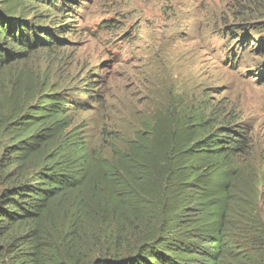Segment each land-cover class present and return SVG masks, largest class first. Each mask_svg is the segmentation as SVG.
<instances>
[{
    "label": "rangeland",
    "instance_id": "374dc122",
    "mask_svg": "<svg viewBox=\"0 0 264 264\" xmlns=\"http://www.w3.org/2000/svg\"><path fill=\"white\" fill-rule=\"evenodd\" d=\"M57 1L23 0L15 10L42 38L52 31V43L33 34L26 55L5 69L18 97L30 104L59 92L93 158L116 160L159 116L173 112L181 122L203 116L214 128H233L230 135L243 141L241 162L263 177L264 218V0L68 1L72 8ZM92 169L101 188L90 180L76 192L87 203L74 206L72 218L86 224L83 238L94 254L124 256L136 246L140 225L120 206L140 193L101 177L97 164Z\"/></svg>",
    "mask_w": 264,
    "mask_h": 264
},
{
    "label": "trees",
    "instance_id": "16d2710c",
    "mask_svg": "<svg viewBox=\"0 0 264 264\" xmlns=\"http://www.w3.org/2000/svg\"><path fill=\"white\" fill-rule=\"evenodd\" d=\"M22 1L0 0V264H264L263 177L241 162L243 141L230 135L233 128H214L203 116L181 122L173 112L116 160L93 158L59 92L29 104L18 97L17 82L3 77L26 55L33 34L52 43L51 30L42 38L16 15ZM60 1L72 8L68 1L81 0ZM11 43L23 50L15 53ZM95 164L101 177L141 196L120 206L140 225L136 246L124 256L94 254L83 238L86 224L72 218L73 207L87 203L76 192L90 180L101 188Z\"/></svg>",
    "mask_w": 264,
    "mask_h": 264
}]
</instances>
